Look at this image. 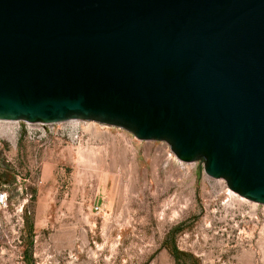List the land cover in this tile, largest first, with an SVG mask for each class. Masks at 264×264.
<instances>
[{
    "label": "water",
    "instance_id": "obj_1",
    "mask_svg": "<svg viewBox=\"0 0 264 264\" xmlns=\"http://www.w3.org/2000/svg\"><path fill=\"white\" fill-rule=\"evenodd\" d=\"M0 119L165 140L264 204V0H0Z\"/></svg>",
    "mask_w": 264,
    "mask_h": 264
},
{
    "label": "rangeland",
    "instance_id": "obj_2",
    "mask_svg": "<svg viewBox=\"0 0 264 264\" xmlns=\"http://www.w3.org/2000/svg\"><path fill=\"white\" fill-rule=\"evenodd\" d=\"M3 125L0 264H264V204L228 202L227 181L200 159L173 160L167 141L94 120L37 125L47 163L31 173L25 132L16 143Z\"/></svg>",
    "mask_w": 264,
    "mask_h": 264
},
{
    "label": "built area",
    "instance_id": "obj_3",
    "mask_svg": "<svg viewBox=\"0 0 264 264\" xmlns=\"http://www.w3.org/2000/svg\"><path fill=\"white\" fill-rule=\"evenodd\" d=\"M4 124V125H3ZM57 123H31L28 121H24V120H1L0 119V144H1V140L3 139L2 135H1V128L2 125L4 126V136L6 134L7 131L11 132L15 139H16V143L19 139V137H21L22 135V131L25 132V135L23 136V138L25 140H27V143H30V145H32V147H28L27 146V151L28 150H32L31 153H33V157L35 159V161L33 162V164L31 165V167H28L29 171L31 173L33 172H37L40 169V165L43 164V161H38L37 160V155L39 152V148H41L40 145H38L37 140H35V138H41V136H45V133H43L41 131L40 127H35V126H41L42 129H46L48 126L54 125ZM40 132V134L37 135V133ZM2 138V139H1ZM5 138V137H4ZM37 142V143H35ZM46 148H48L46 146ZM15 158L16 155L15 154H6V162H11L12 164H14L15 162ZM15 167V169L18 170V167L16 165H13ZM16 177L18 179V181H28L29 178H26L24 173L18 172L16 173ZM41 183V179H39V181ZM32 196V194H31ZM9 207V191H8V187L6 184L1 183L0 181V213H4V211L7 210V208ZM22 210V209H21ZM96 213H99L101 211V208L99 206H95L93 207V209ZM0 223H1V218H0Z\"/></svg>",
    "mask_w": 264,
    "mask_h": 264
},
{
    "label": "bare ground",
    "instance_id": "obj_4",
    "mask_svg": "<svg viewBox=\"0 0 264 264\" xmlns=\"http://www.w3.org/2000/svg\"><path fill=\"white\" fill-rule=\"evenodd\" d=\"M95 125H96V123H95ZM97 126H98V125H97ZM97 126H96V127H97ZM164 147H166V146H164ZM161 149H162V147H161ZM163 150H165V149L163 148ZM173 154H174L175 156H174ZM173 154H172V153H169L168 155H169V157H171V158H172L173 160H175V161H178V162L182 161V160H180V159L177 157V155H176L174 152H173ZM223 195H224V197H227L228 202H229L234 196H236V195H239V196H242V197H243V195L238 194L236 191H234L233 189H231L228 185L224 187L222 196H223ZM245 201H247L246 198H245ZM250 202L253 203L254 205L257 204L256 201H253V200H250Z\"/></svg>",
    "mask_w": 264,
    "mask_h": 264
},
{
    "label": "crops",
    "instance_id": "obj_5",
    "mask_svg": "<svg viewBox=\"0 0 264 264\" xmlns=\"http://www.w3.org/2000/svg\"><path fill=\"white\" fill-rule=\"evenodd\" d=\"M10 153H11V151H10ZM52 156H50L49 158H51ZM42 161L44 162V159H42ZM47 157L45 158V162H44V164H46L47 162ZM43 169H44V167H43Z\"/></svg>",
    "mask_w": 264,
    "mask_h": 264
},
{
    "label": "trees",
    "instance_id": "obj_6",
    "mask_svg": "<svg viewBox=\"0 0 264 264\" xmlns=\"http://www.w3.org/2000/svg\"><path fill=\"white\" fill-rule=\"evenodd\" d=\"M24 254H25L24 257H26V255H27V250L24 251Z\"/></svg>",
    "mask_w": 264,
    "mask_h": 264
}]
</instances>
